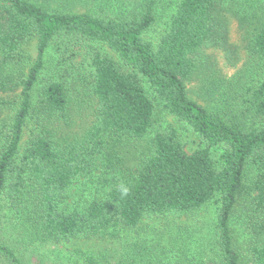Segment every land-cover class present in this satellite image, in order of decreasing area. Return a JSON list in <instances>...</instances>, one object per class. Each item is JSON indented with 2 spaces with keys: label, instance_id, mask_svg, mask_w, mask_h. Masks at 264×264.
Wrapping results in <instances>:
<instances>
[{
  "label": "trees",
  "instance_id": "1",
  "mask_svg": "<svg viewBox=\"0 0 264 264\" xmlns=\"http://www.w3.org/2000/svg\"><path fill=\"white\" fill-rule=\"evenodd\" d=\"M126 1L0 0V261L28 264L20 245L105 238L211 204L208 246L217 264H264V0L113 7ZM90 2L94 8H78ZM231 18L246 31L252 64L238 71L240 80L219 79L239 99L229 116L192 98L186 82L206 48L232 58ZM30 38L34 58L23 49ZM81 88L94 109L79 133L70 112ZM165 114L179 127L165 125ZM183 132L199 139L192 152ZM128 144L141 146L130 163ZM238 212L246 256L232 229ZM4 225L16 230L14 241ZM150 255L127 245L115 261L89 256L82 264H151Z\"/></svg>",
  "mask_w": 264,
  "mask_h": 264
},
{
  "label": "rangeland",
  "instance_id": "2",
  "mask_svg": "<svg viewBox=\"0 0 264 264\" xmlns=\"http://www.w3.org/2000/svg\"><path fill=\"white\" fill-rule=\"evenodd\" d=\"M137 2L138 0H128L125 5L117 2L113 4V7L129 10L135 8ZM94 5V2H90L78 8L81 10L94 8ZM244 36L246 31L239 27L236 19L231 18L228 26V43L234 52L232 58L228 59L224 48H206L199 58L192 78L186 82L188 94L192 98L209 108L225 109L230 113L229 116L240 109L239 99L236 97L235 89L228 84H221L219 79L233 81L239 78L240 80L238 71L241 68L247 71L248 65L252 64L246 54ZM23 49L27 56L34 58L35 38L26 41ZM74 97L70 112L72 118L70 127L80 133L87 119L92 115L94 107L84 89L75 91ZM163 118L165 125L179 127L178 121L172 116L165 114ZM34 128L33 122L28 123L25 128V137H28ZM181 137L188 152H192L199 145V139L191 132H183ZM140 149L141 146L128 144L124 148L126 162H134ZM253 172V169L248 171L250 176H253ZM77 191V185L73 186L68 202H71ZM248 201L247 198L246 207L249 205ZM243 205L244 203H240L239 211H242ZM214 212V206L209 204L192 214L152 217L144 220L132 231L113 232L105 238L89 236L70 240H53L26 247L20 245L19 249L24 251L28 264H82L89 256H94L103 263L112 262L120 256L127 245H138L144 250H149L151 264H217L208 246ZM10 216L12 214L5 208L3 222L7 223ZM4 229V235L6 234V237L14 241L16 230L6 226ZM232 229L238 249L246 256L247 234L240 212L232 221ZM0 264L3 263L0 261Z\"/></svg>",
  "mask_w": 264,
  "mask_h": 264
},
{
  "label": "clouds",
  "instance_id": "3",
  "mask_svg": "<svg viewBox=\"0 0 264 264\" xmlns=\"http://www.w3.org/2000/svg\"><path fill=\"white\" fill-rule=\"evenodd\" d=\"M119 191H120L122 196H127L129 191H130V189L127 186L121 184L120 187H119Z\"/></svg>",
  "mask_w": 264,
  "mask_h": 264
}]
</instances>
